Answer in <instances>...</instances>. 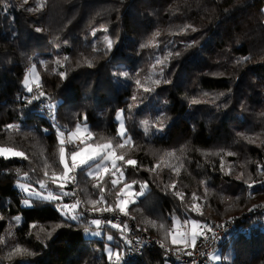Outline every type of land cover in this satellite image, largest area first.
<instances>
[{
	"label": "trees",
	"instance_id": "obj_1",
	"mask_svg": "<svg viewBox=\"0 0 264 264\" xmlns=\"http://www.w3.org/2000/svg\"><path fill=\"white\" fill-rule=\"evenodd\" d=\"M263 3L0 0V147L27 156L0 158V264H177L155 247L109 260L106 249L121 257L125 252L124 229L100 227L99 236L87 235L85 228L97 227L86 225L79 208L76 221H65L57 211L70 197L21 205L27 198L21 184L47 194L39 187L45 163L53 166L49 174L62 171L57 126L67 136L82 124L93 133L89 142H122L117 113L130 143L115 151L137 167H124L115 187L110 181L116 177L105 175L104 202L96 207L115 205L125 183L136 181L132 190L138 192L146 182L128 214L143 234L169 248L166 234L174 219L207 225L235 219L236 227L213 244L221 257L217 264H264V214L246 215L264 202V167L258 168L264 166ZM187 25L196 31L183 30ZM105 37L113 42L111 51ZM242 57L249 59L238 64ZM29 70L36 76L28 83L32 93L22 85ZM33 95L39 98L29 103ZM96 183L78 171L73 184L89 213H97L89 203L100 199ZM173 183L175 189L167 187ZM175 191L184 194L183 202ZM193 202L198 211L189 210ZM57 224L62 226L52 231ZM17 244L35 254L9 259Z\"/></svg>",
	"mask_w": 264,
	"mask_h": 264
},
{
	"label": "snow or ice",
	"instance_id": "obj_2",
	"mask_svg": "<svg viewBox=\"0 0 264 264\" xmlns=\"http://www.w3.org/2000/svg\"><path fill=\"white\" fill-rule=\"evenodd\" d=\"M25 3H27V0H25ZM42 6V5H41ZM29 11H32V9H28ZM262 12H264V9H261ZM191 27L192 31H196V29L190 25L185 26L183 30H187V28ZM40 29H37L39 31ZM106 31V29H105ZM156 35H159L157 33ZM107 50L111 51L113 42L109 40L107 37H105ZM194 43V42H192ZM147 45H141V47H146ZM188 47L192 46V44L186 45ZM171 55H173L172 52L168 53V56L165 57V59H168ZM175 55L179 56L180 52L177 50L175 52ZM65 60L68 58L65 57ZM249 57H242L237 60L238 64L244 63L246 60H248ZM158 63H163L162 60L158 59ZM89 66L91 64L89 63ZM61 78H64V74L60 73ZM123 75L127 76V73H123ZM165 83H168L169 81H164ZM137 85L140 86V81H136ZM154 83L156 85H159L161 83L160 80H155ZM27 87V84L25 85ZM27 90L29 93L33 92V89L31 87H27ZM150 89L145 87L144 91H149ZM44 92L40 91L39 96H44ZM39 97L36 95H33L31 99H29V103L32 102V100L38 99ZM135 99V97H133ZM51 108L52 106L49 105ZM121 118V113H117V119ZM86 119V117H85ZM145 125L148 124V121H143ZM9 128L13 126H8ZM159 130H163V125L160 126ZM45 131H48V129H45ZM81 132H83L84 135H81ZM118 136L121 138L122 142H116L114 143L113 138H101L104 142H89L93 139V133L89 131L87 127L81 128L80 124L76 125L75 131L70 132L65 138V132L64 130L60 129L59 126H57V140H58V164L62 168V171L53 170L51 171V174H49V171H47L48 168L53 167L52 165H49L45 163L44 168V179L39 180V187L41 190H44L47 192L46 195H42L41 192L36 191L35 189L29 190L28 187L21 184V189L27 193V198H24L22 200V203L26 207H31L32 204L35 201L40 202H54V201H62L64 197H71L73 195V192L71 191H65V188L68 184H74L77 181V173L78 171L81 173H86L89 177H94L100 181V183L93 184L94 188L99 189L100 193V199L98 200H91L89 203L92 205V210L96 212H118L122 215L127 216L129 214V205L135 204L137 198L142 196L144 194L145 189L148 187V184L146 182L140 183V190L138 192H133V184L136 183V181H133L132 183H125L122 188L119 189V191L116 193L117 199L115 202V205H107L106 207L98 208L96 205L102 204L104 202V192L105 189L102 186L104 184V176L111 174L115 176L116 178L111 179L110 183L113 187H115L120 181L124 178V171L123 168L126 166H132L137 167V161L134 159H127L125 160V156L123 154H117L115 151L116 148H124L125 145L130 143V137H127L126 130L124 124L121 122L118 130ZM78 141V143H77ZM71 144L72 147L68 148L67 145ZM228 155H233V153H227ZM0 158H3L4 160H8L11 158H22L27 159V156L22 151L14 150L11 147H0ZM70 161V162H69ZM122 162V163H121ZM156 167H159V165L154 166L153 168L149 169V171H153ZM264 167V166H258V168ZM223 170V167H222ZM239 179V177H238ZM51 183L52 185H55L59 191H53L48 190V183ZM247 183V181H246ZM249 187L252 185L249 184ZM170 189H175L176 185L173 183L170 186H167ZM124 195L126 197H131V199L123 198L121 199V195ZM173 194L181 199L183 202L184 194L179 191L173 192ZM199 197H197L195 194H193V200H197ZM81 204V201L76 200L74 203H59L57 205V211L61 214V216L64 217L65 221H76L80 218L81 213L77 212L76 209L79 208ZM199 205L193 202L191 206L189 207L190 211H198ZM253 209H250L252 211ZM17 221L20 220L19 217L15 218ZM102 221L100 219H92L90 221L91 225H95L97 229H99L102 225ZM107 223L112 228H117L118 225L116 223H113L112 221H107ZM178 223L175 219L173 220V228H175V225ZM187 225H190V231L187 228ZM61 224L55 225V227L52 229V231H55L57 228L61 227ZM70 226V225H68ZM31 227L35 228L36 225H32ZM165 227L164 224H160V228L163 229ZM127 228V225H124V229ZM200 229V231H197ZM44 229L41 228L40 231H43ZM85 233L89 232V228L84 229ZM123 231V229H122ZM206 232H213L214 229L211 225L207 224H200L199 222L189 219L185 221V230L184 231H168L166 236L171 237V244L177 245L182 244L183 248H177V252H183V254L191 257L194 255L192 251H187L188 248H196L197 240L201 235H204V238L207 239V236L205 235ZM93 235H99L100 232H94ZM51 235V233H49ZM215 235L213 236V239H215ZM107 239L111 241L113 239L112 235H108ZM161 247H166L164 242H161ZM108 251V258L109 260L112 259L113 256L116 257L117 260L121 258L120 253H114L112 249H107ZM35 253L30 251L27 248H22L19 244H17L8 254V258L11 259L13 256H32ZM200 256H205L204 252H200ZM209 259H215L220 260L221 257L217 254L213 257H209ZM192 264H196V261L193 260Z\"/></svg>",
	"mask_w": 264,
	"mask_h": 264
},
{
	"label": "built area",
	"instance_id": "obj_3",
	"mask_svg": "<svg viewBox=\"0 0 264 264\" xmlns=\"http://www.w3.org/2000/svg\"><path fill=\"white\" fill-rule=\"evenodd\" d=\"M67 138V136H65ZM78 143V141H77ZM72 147L71 144L68 145V148ZM71 187V192H73V195L70 197V199L66 202L61 203H74L76 200L81 201V199L75 195V192L73 190V184H68L67 187ZM57 208V206H56ZM252 211H249L246 215L252 213V212H259L262 215L264 214V202L259 205L252 208ZM79 210L87 215L86 218V225L93 227L95 225H91L90 221L92 219H100L103 223L101 227H110L112 228L107 221H112L113 223H116L118 225L117 228L112 229H124V225H127V228L124 229L127 237H126V249L121 257V260H126L130 257L140 255L144 249L146 248H158L161 253L162 257L166 260L172 261L173 263L177 264H192V261L195 260L196 264H211L209 261V255L210 252L213 249V244L219 241V239L231 228L236 227V220L235 219H228L225 222L221 224L212 223L211 226L214 229L213 232H206L205 235L207 236V239L204 238V235H201L197 240L196 248H188L187 251H192L194 253L193 256L189 257L183 252H177V248H183V245L181 246H172L169 248L161 247L160 243L152 239L151 237L143 234L137 225H134L131 220L129 219L128 215H122L118 212H97V213H89L88 210L83 206L82 201L79 206ZM185 225L183 222H178V226L176 228H171L170 231H184ZM239 231H243L244 229L240 228ZM215 235V239H213V236ZM200 252H204L205 256L201 257Z\"/></svg>",
	"mask_w": 264,
	"mask_h": 264
},
{
	"label": "rangeland",
	"instance_id": "obj_4",
	"mask_svg": "<svg viewBox=\"0 0 264 264\" xmlns=\"http://www.w3.org/2000/svg\"><path fill=\"white\" fill-rule=\"evenodd\" d=\"M35 80H36V76H35V74H34V72H32L31 70H29L28 71V76L26 75L25 76V78H24V80H23V82H22V85H23V87H25V85L27 84V87H29V84L28 83H33V82H35ZM27 87H25V89L27 90ZM117 117V116H116ZM118 120V124H117V133H118V130H119V126H120V123H121V119H117ZM81 125V128H84L85 126L84 125H82V124H80ZM73 131H75V129L73 130ZM72 131V132H73ZM69 134V133H68ZM81 135H84L83 134V132H81ZM68 136V135H67ZM70 162V161H69ZM124 186V185H123ZM122 186V187H123ZM121 187V188H122ZM21 188V187H20ZM29 188V187H28ZM29 190H32V188H29ZM36 190V189H35ZM21 191H22V193L25 195V196H27V193H25L22 189H21ZM36 191H38V190H36ZM133 191V190H132ZM40 192V191H39ZM42 195H46V194H42ZM121 199H123V198H128V199H131V197H126V196H124L123 194L121 195V197H120ZM22 206H24L23 205V203L21 204ZM173 228V227H172ZM97 231H99L100 232V230L99 229H91L88 233H87V235H93L92 233H94V232H97ZM95 236H99V235H95ZM105 239H107V236H105ZM105 248H107V246L105 247ZM105 252H107V249H106V251ZM214 255H217V251L215 250V249H212V251L210 252V255H209V257H213ZM112 259H115V256H113L112 257ZM209 261H210V263L211 264H217L218 263V260H215V259H209Z\"/></svg>",
	"mask_w": 264,
	"mask_h": 264
},
{
	"label": "crops",
	"instance_id": "obj_5",
	"mask_svg": "<svg viewBox=\"0 0 264 264\" xmlns=\"http://www.w3.org/2000/svg\"><path fill=\"white\" fill-rule=\"evenodd\" d=\"M262 8L264 9V3L262 4ZM184 225H185V223H184ZM178 226V223L175 225V228ZM187 228H188V230L190 231V228H191V226L190 225H187ZM197 231H199V229L197 230ZM170 242H171V237H170ZM172 245V244H171ZM182 244H177V245H173V246H181Z\"/></svg>",
	"mask_w": 264,
	"mask_h": 264
}]
</instances>
